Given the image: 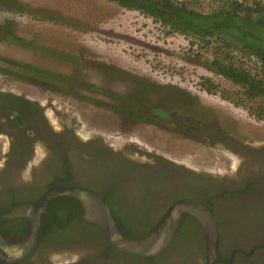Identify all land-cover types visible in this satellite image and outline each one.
Masks as SVG:
<instances>
[{"label":"rangeland","instance_id":"rangeland-1","mask_svg":"<svg viewBox=\"0 0 264 264\" xmlns=\"http://www.w3.org/2000/svg\"><path fill=\"white\" fill-rule=\"evenodd\" d=\"M178 1L210 12L223 0ZM201 43L109 0H0V91L37 102L55 130L70 128L83 139L102 138L115 147L138 145L226 173L235 167L227 145H199L141 123L128 105L107 94L133 93L168 107L178 101L188 108L181 105L183 112L216 124L238 141L228 145L264 146V95L247 97L240 86L214 73L209 61L229 54L263 82L264 68L225 41ZM6 143L0 138V161ZM44 151L36 143V156Z\"/></svg>","mask_w":264,"mask_h":264},{"label":"flooded vegetation","instance_id":"flooded-vegetation-1","mask_svg":"<svg viewBox=\"0 0 264 264\" xmlns=\"http://www.w3.org/2000/svg\"><path fill=\"white\" fill-rule=\"evenodd\" d=\"M63 77L71 82V76ZM107 94L128 105L141 123L199 145H227L235 167L226 173L195 168L138 145L115 147L102 138L83 139L70 128L55 130L36 113L25 119L20 114L24 96L1 90L0 138L7 143L0 161V207L8 210L32 201L52 185H82L103 197L133 235L148 230L176 200L188 199L208 206L215 217L218 237L212 264H264V146L228 145L238 141L216 124L183 112L181 105L188 108L178 101L168 107L133 93ZM36 143L45 149L38 156ZM52 207L42 213L46 217L41 215L44 222L32 250L9 264H208L204 231L188 213L181 214L160 253L143 257L113 248L99 227L81 218L83 212L57 202ZM0 223L9 242L22 238L25 218Z\"/></svg>","mask_w":264,"mask_h":264},{"label":"trees","instance_id":"trees-1","mask_svg":"<svg viewBox=\"0 0 264 264\" xmlns=\"http://www.w3.org/2000/svg\"><path fill=\"white\" fill-rule=\"evenodd\" d=\"M117 3L119 6L130 10H136L143 15L151 17L167 28L169 33H179L189 38H194L203 44H210V41L217 40L227 42V47L232 45L238 51L246 52L256 60L264 68V5L259 1L247 3L246 0H223L218 8L210 12H201L190 7L183 1L178 0H109ZM192 44L194 42L190 41ZM201 43V44H202ZM202 44V45H203ZM210 69L214 73L226 78L232 83L240 86L247 97L256 95H264V82L256 74L252 73L242 64H235L231 60V55L224 57L214 56L209 61ZM30 67L25 65V67ZM33 68L35 71L48 73V71ZM52 76L57 74L49 73ZM66 79V78H65ZM209 81V80H208ZM212 83H210V86ZM87 88H97L94 85L86 84ZM20 114L25 119L36 113L42 116V110L37 102L26 97L21 98ZM129 100V99H128ZM134 103V101L132 102ZM22 120L21 117L18 118ZM67 180L70 179L66 172ZM69 177V178H68ZM23 197L16 198L14 202L22 200ZM106 202V200L102 197ZM57 202L59 206L69 207L78 213L83 212L80 202L71 196H56L47 205L46 210L52 211V205ZM107 203V202H106ZM110 207V206H109ZM112 216L115 220L117 228L123 236L132 235L122 227L120 219L115 209L110 207ZM4 208L0 207V214ZM44 216V215H42ZM46 217V215L44 216ZM43 217V218H44ZM41 217V221L44 219ZM2 225V223H0ZM0 225V226H1ZM23 227L19 230L22 232ZM0 233L6 238L7 235L0 229ZM1 264H4L0 262Z\"/></svg>","mask_w":264,"mask_h":264},{"label":"water","instance_id":"water-1","mask_svg":"<svg viewBox=\"0 0 264 264\" xmlns=\"http://www.w3.org/2000/svg\"><path fill=\"white\" fill-rule=\"evenodd\" d=\"M61 195L77 199L83 208L81 218L99 227L107 242L121 252L143 257L160 253L171 240L180 216L185 212L193 216L204 231L208 264H212L216 257V220L212 209L202 203L188 199L176 200L148 230L123 236L117 228L109 205L96 192L82 185L56 184L48 187L36 199L18 203L0 214V221L26 219L19 241L9 242L0 233V262H16L32 250L37 240L42 213L53 198Z\"/></svg>","mask_w":264,"mask_h":264},{"label":"built area","instance_id":"built-area-1","mask_svg":"<svg viewBox=\"0 0 264 264\" xmlns=\"http://www.w3.org/2000/svg\"><path fill=\"white\" fill-rule=\"evenodd\" d=\"M239 1H241V0H239ZM1 264V263H0Z\"/></svg>","mask_w":264,"mask_h":264}]
</instances>
